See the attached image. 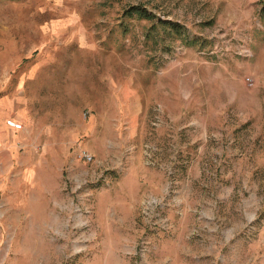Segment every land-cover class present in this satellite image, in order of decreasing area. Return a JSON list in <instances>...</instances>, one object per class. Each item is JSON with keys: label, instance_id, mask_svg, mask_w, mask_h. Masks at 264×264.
Listing matches in <instances>:
<instances>
[{"label": "rangeland", "instance_id": "rangeland-1", "mask_svg": "<svg viewBox=\"0 0 264 264\" xmlns=\"http://www.w3.org/2000/svg\"><path fill=\"white\" fill-rule=\"evenodd\" d=\"M261 1L0 0V264H264Z\"/></svg>", "mask_w": 264, "mask_h": 264}, {"label": "trees", "instance_id": "trees-1", "mask_svg": "<svg viewBox=\"0 0 264 264\" xmlns=\"http://www.w3.org/2000/svg\"><path fill=\"white\" fill-rule=\"evenodd\" d=\"M125 16L128 18H137L140 20H145L151 22V29L155 30L157 27H160L161 33L164 34L167 37L178 39V40H184L185 44L187 43L188 46H193L196 44V40L192 39L191 43L187 42V39H185L186 30L185 28L172 21H161L157 19L153 14L149 13L144 7L141 5L132 6L129 7L128 10L124 12ZM260 15L261 17H264V0L261 1V9H260ZM150 32V31H148ZM147 32V40L150 39V33ZM161 38V36H160ZM155 45L157 44V41H154Z\"/></svg>", "mask_w": 264, "mask_h": 264}, {"label": "crops", "instance_id": "crops-1", "mask_svg": "<svg viewBox=\"0 0 264 264\" xmlns=\"http://www.w3.org/2000/svg\"><path fill=\"white\" fill-rule=\"evenodd\" d=\"M0 106H1V103H0ZM10 118L12 120H10ZM6 119H8L7 121H11L15 124L21 125L24 122H26L25 119L28 120V117L26 118V114L24 113V110L22 109V107H18L17 112L14 115L9 114V112L5 111L2 107H0V144L3 142V136L5 139H8V141L10 142V136L13 135L14 133L12 129L4 125L3 121ZM28 123H26L25 125H28Z\"/></svg>", "mask_w": 264, "mask_h": 264}, {"label": "built area", "instance_id": "built-area-1", "mask_svg": "<svg viewBox=\"0 0 264 264\" xmlns=\"http://www.w3.org/2000/svg\"><path fill=\"white\" fill-rule=\"evenodd\" d=\"M7 125L11 128H14V129H21V125L15 124L11 121H7ZM81 158L86 160L87 162H91V160H92V157L86 153H82Z\"/></svg>", "mask_w": 264, "mask_h": 264}]
</instances>
